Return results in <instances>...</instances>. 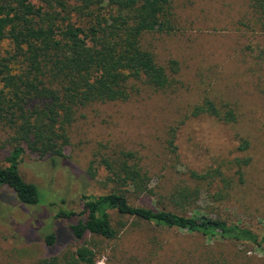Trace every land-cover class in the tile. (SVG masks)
Instances as JSON below:
<instances>
[{
	"label": "rangeland",
	"instance_id": "374dc122",
	"mask_svg": "<svg viewBox=\"0 0 264 264\" xmlns=\"http://www.w3.org/2000/svg\"><path fill=\"white\" fill-rule=\"evenodd\" d=\"M172 12L175 29L146 35L143 46L160 66L177 64L175 84L155 91L138 83L140 92L128 101L80 109L70 128L71 143L55 163L24 155L20 174L37 185L40 203L24 205L0 190V264L69 260L83 244L97 253L96 264H264V245L157 227L115 212L114 239L88 234L78 240L71 231L88 216L84 195L119 188L108 180L102 159H116L124 151L135 154L153 189L151 195L123 190L133 206L264 231V31L249 0H172ZM10 48L5 43L2 50ZM205 99L230 104L238 122L193 117ZM172 129L173 147L168 143ZM9 138L0 129L2 165H8ZM243 138L252 145L246 153L239 150ZM244 157L250 164L241 177L236 162ZM220 166L227 183L192 177ZM180 187L195 189L189 205L171 198ZM51 233L57 235L53 246L45 241Z\"/></svg>",
	"mask_w": 264,
	"mask_h": 264
},
{
	"label": "trees",
	"instance_id": "16d2710c",
	"mask_svg": "<svg viewBox=\"0 0 264 264\" xmlns=\"http://www.w3.org/2000/svg\"><path fill=\"white\" fill-rule=\"evenodd\" d=\"M264 31V0H249ZM174 28L172 0H0V129L9 133L11 145L0 164V190L11 192L21 204L38 206L37 185L25 181L19 165L26 153L40 158L64 157L70 145V128L78 111L90 104L125 102L140 92L138 83L155 91L175 84L178 66H160L152 52L144 48V37L168 33ZM5 43L9 50H2ZM193 117L211 116L227 125L239 116L228 103L205 99L193 109ZM168 143L174 146L176 129ZM243 138L239 150L249 151ZM176 149V148H175ZM240 176L250 158H239ZM108 180L119 188L108 194L83 196L86 220L71 226L74 237L88 234L114 239L118 231L112 213L154 224L157 227L186 230L208 238L264 245V231L257 234L240 224L206 216H184L133 206L126 195H151V179L134 153L122 152L116 159H102ZM222 166L207 173H192L197 180L227 183ZM180 187L173 200L189 205L196 192ZM63 215H75L74 213ZM53 246L57 235L46 236ZM70 259H42L38 264H96L97 253L81 245Z\"/></svg>",
	"mask_w": 264,
	"mask_h": 264
}]
</instances>
